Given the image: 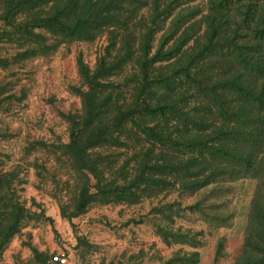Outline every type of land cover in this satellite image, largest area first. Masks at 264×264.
<instances>
[{"label": "trees", "instance_id": "trees-1", "mask_svg": "<svg viewBox=\"0 0 264 264\" xmlns=\"http://www.w3.org/2000/svg\"><path fill=\"white\" fill-rule=\"evenodd\" d=\"M207 1L199 19L190 0H0L4 19L27 24L19 42L91 43L108 32L115 43L95 65L78 56V102L58 113L66 137L30 143L56 174L76 176L74 214L264 171V0ZM25 183L1 174L0 249L24 218ZM263 193L253 219L263 245L249 252L261 258L245 264H264Z\"/></svg>", "mask_w": 264, "mask_h": 264}, {"label": "rangeland", "instance_id": "rangeland-1", "mask_svg": "<svg viewBox=\"0 0 264 264\" xmlns=\"http://www.w3.org/2000/svg\"><path fill=\"white\" fill-rule=\"evenodd\" d=\"M189 6L199 19L209 11L207 0H190ZM2 15L0 5V177L24 178L26 211L0 249V264H60L53 259L57 255L66 257V264H245L261 258L249 252L263 245L253 219L264 171L246 169L236 179L195 192L174 187L131 203L92 204L74 214L76 176L56 174L54 162L30 143L36 136L66 137L58 113L78 102L70 89L81 84L78 56L95 65L99 55L115 54V43L108 32L91 43L51 37L46 44L19 42L15 33L27 24ZM34 47L42 51L34 53ZM258 153L264 170V147ZM79 198L91 199L84 193ZM61 204L68 206L65 211Z\"/></svg>", "mask_w": 264, "mask_h": 264}, {"label": "built area", "instance_id": "built-area-1", "mask_svg": "<svg viewBox=\"0 0 264 264\" xmlns=\"http://www.w3.org/2000/svg\"><path fill=\"white\" fill-rule=\"evenodd\" d=\"M54 261L60 264H66L67 263V258L64 256H54L53 257Z\"/></svg>", "mask_w": 264, "mask_h": 264}]
</instances>
